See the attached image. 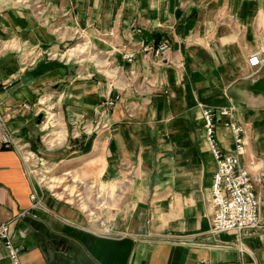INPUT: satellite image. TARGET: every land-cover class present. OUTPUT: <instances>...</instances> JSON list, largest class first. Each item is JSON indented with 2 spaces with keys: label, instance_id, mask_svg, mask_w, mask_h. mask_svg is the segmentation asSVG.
Masks as SVG:
<instances>
[{
  "label": "crops",
  "instance_id": "crops-1",
  "mask_svg": "<svg viewBox=\"0 0 264 264\" xmlns=\"http://www.w3.org/2000/svg\"><path fill=\"white\" fill-rule=\"evenodd\" d=\"M155 33L170 43L161 56ZM81 42L92 44V64L85 50L69 58ZM258 49L264 0H0V94L16 140L36 148L38 115L54 105L64 119L92 117L82 144L47 155L64 172L88 170L87 181L100 186L105 178L113 188L103 197L109 211L96 206L99 198L82 208L84 196L45 193L48 210L11 222L22 263L264 264V221L212 231L217 163L201 109L235 105L244 127L240 162L262 178L263 199L264 67L249 63ZM115 93L122 98L108 111ZM226 119L217 139L229 153L235 141ZM34 188L44 193L19 152L0 143V224L31 205Z\"/></svg>",
  "mask_w": 264,
  "mask_h": 264
},
{
  "label": "built area",
  "instance_id": "built-area-1",
  "mask_svg": "<svg viewBox=\"0 0 264 264\" xmlns=\"http://www.w3.org/2000/svg\"><path fill=\"white\" fill-rule=\"evenodd\" d=\"M167 40L159 44L155 50L156 55H161L169 49ZM134 53L126 54V58L131 61ZM249 63L254 68L260 69L264 66V49L253 52L249 57ZM118 97H109L105 101V107L112 109ZM28 108V105H25ZM203 117V128L205 140L217 163V171L214 174L213 202L216 206L215 215L212 221V231L214 233L241 231L249 228H259L263 226L261 207L263 199L257 194V185H262V178L253 174L247 167L241 165L240 156L245 149L244 127L235 119L236 107L234 104L222 106L218 110L210 106H201ZM218 114V115H217ZM227 118L222 125L232 131L235 141L233 152L225 153L219 145L217 130L219 118ZM0 143L3 147L13 148L19 152L25 164L28 159L25 146L16 140L8 125V118L4 112V101L0 94ZM28 165V164H27ZM264 196V189H263ZM31 205L21 210L16 217L26 216L37 217V210H46L43 203L44 196L39 195L36 188L31 195ZM11 218L0 224V260L7 259L10 264H23L21 255L24 250L22 246L16 244L11 232ZM111 230L106 228L105 234H110Z\"/></svg>",
  "mask_w": 264,
  "mask_h": 264
},
{
  "label": "rangeland",
  "instance_id": "rangeland-1",
  "mask_svg": "<svg viewBox=\"0 0 264 264\" xmlns=\"http://www.w3.org/2000/svg\"><path fill=\"white\" fill-rule=\"evenodd\" d=\"M80 45L82 48L79 47ZM80 45L74 44V45L70 46L71 49L69 50V54H70L69 58H72L74 56L77 49L85 50V52L87 53L86 56L89 57L86 59V64H92V62L94 61L93 57H92L93 54H90L91 53L90 51L93 48L92 44H87L86 42H81ZM169 45H170V43H169ZM158 46H159V44L155 47L154 53H155V50L157 49ZM163 54H161V55H163ZM161 55H157V56H161ZM95 60L98 62L99 59L97 58ZM256 70L258 71L259 69L256 68ZM111 96L118 97L116 99V103L119 100H121V98H122L119 93L112 94ZM54 99H57V97L55 96ZM132 109H134V107H132ZM106 110L109 111L110 109L106 108ZM130 113L131 112L129 111L128 115ZM71 114L66 113V117L64 119L61 108L58 109V105H54V108H52L50 110V112H48V113H46V112L42 113L41 112L38 115V117H40V120H39L40 130L38 132V136H37L36 144H35L38 146V147L36 146L37 149L34 146L32 147L29 144V143H31L29 141H28L29 143L20 141L21 144L23 146H25L24 147L25 151H29L28 154L26 155V157L28 159L27 164L29 166V172L31 175H33L35 177L37 185L43 189V192H44L42 194L43 196L46 195L47 193H49L50 195H53V196L58 194V196H60L62 198V200H67V199L72 200L71 198H75V197L79 198V197L84 196V197H86L87 201H85L82 208L90 207L89 201H92V200L99 198L100 201L96 204V206L101 207L102 210L108 206V208H106L105 210L109 211V207H110V205L108 203L109 198H103V197H104L105 193H107V191H109L111 193L113 191L112 190L113 188H107V187L105 188L104 187V185L102 184L103 183L102 179H105V178L98 180L100 182V186H99V184L97 183V180L95 178L90 177V179L94 180V181H91V180L87 181V179L89 178L87 176H89V174H90V172L88 170L85 172V175H83V176H81V175L79 176V172H71V173L70 172H64V170H62V168L60 166L59 160L52 161L51 159H49L51 156L47 155V153H50V152L51 153L52 152L57 153V152H59L58 150L65 148V146H67V145L73 146L74 143L81 142V140L83 139L81 132H83V130H87L88 129L87 125H89V124L91 125L90 127L93 128L92 117L89 118V119H91L89 122H87V120H83L85 122H80V121L75 122V119L73 118V115H71ZM133 116H134V114H133ZM67 131L69 132L68 133L69 135H67V133H66ZM79 131H80V134L77 136L76 133H78ZM13 136H14V134H13ZM85 141L89 142L90 139H87ZM63 144H65V145H63ZM80 144H82V142ZM219 145H220V143H219ZM72 148L73 147H71V149H69V150H72ZM102 151H103L102 149H101V151H98L97 156L101 155ZM84 176L87 177L86 180L82 178ZM109 189H111L112 191H110ZM117 190H118V193H120L122 190H123V193L126 192V191H124V190H126V188H121V191H120V189L118 187ZM116 194H117V192H116ZM39 195H41V194H39ZM43 203L45 204L44 199H43ZM45 206H46V209L48 210L47 205H45ZM92 206H93V203H92ZM38 211H41V210H37L35 212L37 217H38V213H37ZM16 216H15V218H19ZM26 217H28V216H26ZM37 217H34V218H37ZM19 219H23V217L19 218ZM103 227H104V225H103ZM106 228H108V227H106Z\"/></svg>",
  "mask_w": 264,
  "mask_h": 264
},
{
  "label": "trees",
  "instance_id": "trees-1",
  "mask_svg": "<svg viewBox=\"0 0 264 264\" xmlns=\"http://www.w3.org/2000/svg\"><path fill=\"white\" fill-rule=\"evenodd\" d=\"M153 36L156 38L155 45L157 46L161 40V35L159 33H155Z\"/></svg>",
  "mask_w": 264,
  "mask_h": 264
}]
</instances>
